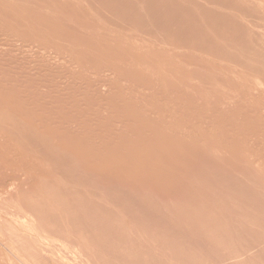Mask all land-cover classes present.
I'll use <instances>...</instances> for the list:
<instances>
[{
    "label": "rangeland",
    "instance_id": "1",
    "mask_svg": "<svg viewBox=\"0 0 264 264\" xmlns=\"http://www.w3.org/2000/svg\"><path fill=\"white\" fill-rule=\"evenodd\" d=\"M0 27V264H264V0H0Z\"/></svg>",
    "mask_w": 264,
    "mask_h": 264
},
{
    "label": "bare ground",
    "instance_id": "2",
    "mask_svg": "<svg viewBox=\"0 0 264 264\" xmlns=\"http://www.w3.org/2000/svg\"><path fill=\"white\" fill-rule=\"evenodd\" d=\"M83 1V0H82ZM98 1V0H97ZM106 1V0H105ZM257 1V0H256ZM126 2V1H125ZM132 2V1H131ZM130 2V3H131ZM137 2V1H136ZM153 2V1H152ZM173 2V1H172ZM38 3V2H37ZM86 3V2H85ZM139 3V2H138ZM144 3V2H143ZM28 4V3H27ZM42 4V3H41ZM259 4V3H258ZM75 5V4H74ZM88 5V4H87ZM91 5H93V4H91ZM242 5V4H241ZM26 6V5H25ZM145 6V5H144ZM201 6V5H200ZM15 7V6H14ZM43 7V6H42ZM105 7V6H104ZM119 7V6H118ZM173 7V6H172ZM187 7V6H186ZM216 7V6H215ZM223 7V6H222ZM250 7V6H249ZM34 8V7H33ZM133 8V7H132ZM168 8V7H167ZM41 9V8H40ZM69 9V8H68ZM98 9V8H97ZM146 9V8H145ZM163 9V8H162ZM166 9V8H165ZM13 10V9H12ZM65 10V9H64ZM70 10V9H69ZM113 10V9H112ZM142 10V9H141ZM169 10V9H168ZM172 10V9H171ZM176 10V9H175ZM216 10V9H215ZM223 10V9H222ZM262 10V9H261ZM61 11V10H60ZM72 11V10H71ZM161 11V10H160ZM173 11V10H172ZM39 12V11H38ZM41 12V11H40ZM39 12V13H40ZM47 12V11H46ZM73 12V11H72ZM115 12V11H114ZM150 12H151V10H150ZM162 12V11H161ZM4 13V12H3ZM11 13V12H10ZM57 13V12H56ZM117 13V12H116ZM2 14V13H1ZM42 14V13H41ZM60 14V13H59ZM73 14V13H72ZM89 14V13H88ZM183 14V13H182ZM201 14V13H200ZM56 15V14H55ZM75 15V14H74ZM154 15V14H153ZM190 15V14H189ZM193 15V14H192ZM4 16V15H3ZM14 16V15H13ZM37 16V15H36ZM109 16V15H108ZM130 16V15H129ZM177 16H179V15H177ZM204 16V15H203ZM207 16V15H206ZM213 16V15H212ZM50 17H51V15H50ZM55 17V16H54ZM101 17V16H100ZM46 18V17H45ZM52 18V17H51ZM146 18V17H145ZM44 19V18H43ZM47 19V18H46ZM110 19V18H109ZM134 19V18H133ZM229 19V18H228ZM54 20V19H53ZM55 20H57V19H55ZM64 20V19H63ZM140 20V19H139ZM165 20V19H164ZM222 20V19H221ZM224 20V19H223ZM95 21V20H94ZM230 21V20H229ZM44 22V21H43ZM61 22V21H60ZM84 22V21H83ZM208 22V21H207ZM225 22V21H224ZM46 23V22H45ZM77 23V22H76ZM155 23V22H154ZM188 23V22H187ZM218 23V22H217ZM75 24V23H74ZM86 24V23H85ZM148 24V23H147ZM146 24V25H147ZM179 24V23H178ZM52 25V24H51ZM72 25V24H71ZM77 25V24H76ZM79 25V24H78ZM133 25V24H132ZM145 25V26H146ZM159 25V24H158ZM215 25V24H214ZM74 26V25H73ZM161 26H162V24H161ZM167 26V25H166ZM216 26V25H215ZM51 27V26H50ZM56 27V26H55ZM123 27V26H122ZM129 27V26H128ZM204 27V26H203ZM1 28V27H0ZM9 28V27H8ZM54 28V27H53ZM65 28V27H64ZM97 28V27H96ZM134 28V27H133ZM138 28V27H137ZM160 28V27H159ZM172 28V27H171ZM239 28V27H238ZM5 29V28H4ZM57 29V28H56ZM153 29V28H152ZM140 30V29H139ZM63 31V30H62ZM87 31V30H86ZM98 31V30H97ZM126 31V30H125ZM215 31H216V29H215ZM76 32V31H75ZM189 32V31H188ZM64 33V32H63ZM124 33V32H123ZM143 33V32H142ZM146 33V32H145ZM60 34V33H59ZM65 34V33H64ZM83 35V34H82ZM90 35V34H89ZM102 35V34H101ZM107 35V34H106ZM164 35V34H163ZM64 36V35H63ZM73 36H75V35H73ZM76 37H77V35H76ZM129 37H131L130 35H127V39H129ZM75 38V37H74ZM85 38V37H84ZM133 38V37H132ZM142 38V37H141ZM165 38V37H164ZM220 38V37H219ZM66 39H67V37H66ZM111 39V38H110ZM134 39H136V38H134ZM182 39V38H181ZM76 40H78V39H76ZM92 40V39H91ZM153 40V39H152ZM72 41V40H71ZM81 41V40H80ZM111 41V40H110ZM145 41V40H144ZM162 41V40H161ZM129 42V41H128ZM160 42V41H159ZM210 42V41H209ZM81 43H82V41H81ZM80 43V44H81ZM87 43V42H86ZM99 43V42H98ZM157 43V42H156ZM84 44V43H83ZM119 44V43H118ZM166 44V43H165ZM183 44H184V41H183ZM82 45V44H81ZM132 45V44H131ZM140 45V44H139ZM149 45V44H148ZM70 46V45H69ZM86 46V45H85ZM145 47V46H144ZM186 47V46H185ZM80 48V47H79ZM88 48H89V46H88ZM158 48V47H157ZM90 49H92V48H90ZM95 50V49H94ZM113 50V49H112ZM121 50H123V49H121ZM187 50V49H186ZM79 51V50H78ZM89 51V50H88ZM108 51V50H107ZM141 51V50H140ZM172 51V50H171ZM185 51V50H184ZM187 51H189V50H187ZM218 51V50H217ZM87 52V51H86ZM123 52V51H122ZM161 52V51H160ZM191 52V51H190ZM110 53V52H109ZM146 53V52H145ZM107 54V53H106ZM157 54V53H156ZM82 55V54H81ZM182 55V54H181ZM186 55V54H185ZM184 55V56H185ZM48 56V55H47ZM10 57V56H9ZM88 57V56H87ZM99 57V56H98ZM171 57V56H170ZM194 57V56H193ZM83 58V57H82ZM131 58V57H130ZM89 59V58H88ZM155 59V58H154ZM170 59V58H169ZM206 59V58H205ZM87 61V60H86ZM159 61V60H158ZM174 61V60H173ZM201 61V60H200ZM210 61V60H209ZM203 62V61H202ZM97 63V62H96ZM100 63V62H99ZM93 64V63H92ZM121 64V63H120ZM206 64V63H205ZM223 64H225V63H223ZM18 65V64H17ZM84 65H85V63H84ZM95 65V64H94ZM97 65H99V64H97ZM76 66V65H75ZM91 66V65H90ZM89 66V67H90ZM140 66V65H139ZM189 66V65H188ZM202 66V65H201ZM57 67V66H56ZM129 67V66H128ZM83 68V67H82ZM95 68V67H94ZM102 68V67H101ZM108 68V67H107ZM106 68V70H108ZM145 68V67H144ZM166 68V67H165ZM63 69V68H62ZM76 69V68H75ZM105 70V71H106ZM116 70V69H115ZM123 70V69H122ZM197 70V69H196ZM4 71V70H3ZM23 71V70H22ZM31 71V70H30ZM33 71V70H32ZM51 71V70H50ZM99 71H100V69H99ZM25 72V71H24ZM97 72V71H96ZM117 72V71H116ZM137 72V71H136ZM43 73V72H42ZM98 73V72H97ZM107 73V72H106ZM123 73H124V71H123ZM130 73V76H131V72H129ZM128 73V74H129ZM133 73V72H132ZM6 74V73H5ZM91 74V73H90ZM94 74V73H93ZM151 74V73H150ZM99 75V74H98ZM101 75V74H100ZM117 75V74H116ZM122 75V74H121ZM34 76V75H33ZM82 76V75H81ZM95 76V75H94ZM133 76V75H132ZM11 77V76H10ZM117 77V76H116ZM120 77H122V76H120ZM74 78H76V77H74ZM87 78V77H86ZM118 78V77H117ZM167 78V77H166ZM72 79V78H71ZM78 79V78H77ZM129 79V78H128ZM132 79V78H131ZM13 80H16V79H13ZM102 80V79H101ZM109 80V79H108ZM73 81V80H72ZM123 81V80H122ZM134 81V80H133ZM147 81V80H146ZM7 82V81H6ZM12 82V81H11ZM125 82V81H124ZM143 82V81H142ZM148 82V81H147ZM155 82H157V81H155ZM45 83V82H44ZM144 83V82H143ZM16 84V83H15ZM33 84V83H32ZM36 84H38V83H36ZM87 84V83H86ZM148 84V83H147ZM19 85V84H18ZM52 85V84H51ZM50 85V86H51ZM59 85V84H58ZM105 85V84H104ZM154 85H156V84H154ZM17 86V85H16ZM15 86V87H16ZM53 87L55 86V85H52ZM136 86V85H135ZM47 87V86H46ZM33 88V87H32ZM50 88V87H49ZM66 88V87H65ZM151 88H153V87H151ZM2 89V88H1ZM34 89V88H33ZM87 89V88H86ZM126 89V88H125ZM154 89V88H153ZM166 89V88H165ZM43 90V89H42ZM92 90V89H91ZM102 90V89H101ZM171 90V89H170ZM177 90V89H176ZM2 91V90H1ZM23 91H24V89H23ZM55 91V90H54ZM87 91V90H86ZM90 91V90H89ZM93 91V90H92ZM137 91V90H136ZM156 91V90H155ZM180 91V90H179ZM18 92V91H17ZM21 92V91H20ZM53 92V91H52ZM81 92V91H80ZM101 92V91H100ZM117 92V91H116ZM150 92V91H149ZM15 93V92H14ZM29 93V92H28ZM42 93V92H41ZM45 93V92H44ZM47 93V92H46ZM53 93H55V92H53ZM67 93V92H66ZM69 93V92H68ZM92 93V92H91ZM171 93V92H170ZM174 93V92H173ZM177 93V92H176ZM4 94V93H3ZM35 94V93H34ZM61 94H62V92H61ZM99 94V93H98ZM130 94V93H129ZM167 94V93H166ZM184 94V93H183ZM182 94V95H183ZM8 95V94H7ZM31 95V94H30ZM37 95H38V93H37ZM49 95V94H48ZM47 95V96H48ZM91 95V94H90ZM102 95H103V93H102ZM125 95V94H124ZM19 96V95H18ZM21 96V95H20ZM56 96V95H55ZM80 96V95H79ZM116 96H117V94H116ZM147 96V95H146ZM108 97V96H107ZM43 98H44V96H43ZM83 98V97H82ZM128 98V97H127ZM55 99V98H54ZM53 99V100H54ZM86 99V98H85ZM25 100H27V98L25 99ZM46 100V99H45ZM61 100V99H60ZM73 99H71V101H72ZM83 100V99H82ZM40 101V100H39ZM42 101V100H41ZM52 101V100H51ZM69 101V100H68ZM87 101V100H86ZM102 101V100H101ZM110 101V100H109ZM172 101V100H171ZM33 102V101H32ZM62 102V101H61ZM64 102V101H63ZM90 102V101H89ZM210 102V101H209ZM36 103V102H35ZM41 103V102H40ZM39 103V104H40ZM65 103H68V102H65ZM81 103V102H80ZM54 104V103H53ZM74 104V103H73ZM90 104V103H89ZM47 105V104H46ZM56 105V104H55ZM70 105V104H69ZM95 105V104H94ZM119 105V104H118ZM40 106V105H39ZM74 106V105H73ZM90 106V105H89ZM112 106V105H111ZM113 106H115V105H113ZM127 106V105H126ZM193 106V105H192ZM195 106V105H194ZM247 106V105H246ZM51 107V106H50ZM72 107V106H71ZM239 107V106H238ZM25 108H27V107H25ZM52 108V107H51ZM58 108V107H57ZM69 108V107H68ZM81 108V107H80ZM110 108V107H109ZM108 108V109H109ZM194 108V107H193ZM235 108H236V106H235ZM24 109V108H23ZM44 110V109H43ZM48 110V109H47ZM91 110V109H90ZM192 110V109H191ZM198 110V109H197ZM58 111V110H57ZM87 111V110H86ZM94 111V110H93ZM195 111V110H194ZM27 112V111H26ZM59 112V111H58ZM76 112V111H75ZM78 112V111H77ZM123 112H124V110H123ZM54 113V112H53ZM64 113V112H63ZM62 113V114H63ZM194 113V112H193ZM239 113V112H238ZM35 114V113H34ZM50 114V113H49ZM76 114V113H75ZM126 113H124V115H125ZM150 114V113H149ZM201 114V113H200ZM27 115H28V113H27ZM55 115V114H54ZM57 115V114H56ZM69 115H71V114H69ZM128 115V114H127ZM189 115V114H188ZM198 115V114H197ZM31 116V115H30ZM49 116H51V114L49 115ZM61 116V115H60ZM60 116H58V117H60ZM67 116V115H66ZM217 116H218V114H217ZM239 116H241V115H239ZM41 117V116H40ZM57 117V116H56ZM62 117V116H61ZM69 117V116H68ZM72 117V116H71ZM79 117V116H78ZM222 117V116H221ZM44 118V117H43ZM54 118V117H53ZM73 118V117H72ZM206 118V117H205ZM225 118V117H224ZM50 119V118H49ZM55 119V118H54ZM62 119V118H61ZM76 119V118H75ZM156 119V118H155ZM59 120V119H58ZM70 120V119H69ZM74 120V119H73ZM52 121V120H51ZM68 121V120H67ZM79 121V120H78ZM160 121V120H159ZM250 121V120H249ZM47 122V121H46ZM50 122V121H49ZM75 122V121H74ZM197 122V121H196ZM116 123V122H115ZM164 123V122H163ZM195 123V122H194ZM210 123V122H209ZM65 124V123H64ZM72 124V123H71ZM79 124V123H78ZM109 124V123H108ZM128 124V123H127ZM144 124V123H143ZM167 124V123H166ZM40 125V124H39ZM44 125V124H43ZM67 125V124H66ZM256 125V124H255ZM57 126V125H56ZM96 126V125H95ZM110 126V125H109ZM136 126V125H135ZM39 127V126H38ZM68 127V126H67ZM76 127V126H75ZM258 127V126H257ZM256 127V128H257ZM261 127V126H260ZM57 128V127H56ZM185 128V127H184ZM259 128V127H258ZM257 128V129H258ZM71 129V128H70ZM261 129V128H260ZM59 130H61V129H59ZM119 130V129H118ZM141 130V129H140ZM65 131H67V130H65ZM89 131V130H88ZM145 132V131H144ZM62 133V132H61ZM79 133V132H78ZM87 133V132H86ZM109 133V132H108ZM148 133V132H147ZM187 133V132H186ZM75 134V133H74ZM146 135V134H145ZM186 135V134H185ZM251 135V134H250ZM182 136V135H181ZM189 136V135H188ZM193 136V135H192ZM107 137V136H106ZM196 137V136H195ZM260 137V136H259ZM58 138V137H57ZM60 138V137H59ZM125 138V137H124ZM135 138V137H134ZM151 138V137H150ZM120 139V138H119ZM153 139V138H152ZM156 139V138H155ZM196 139V138H195ZM132 140V139H131ZM161 140V139H160ZM193 140V139H192ZM121 141V140H120ZM125 141V140H124ZM137 141H138V139H137ZM264 141V140H263ZM112 142V141H111ZM114 142V141H113ZM143 142V141H142ZM133 143V142H132ZM137 143V142H136ZM135 143V144H136ZM91 144V143H90ZM166 144V143H165ZM132 146H133V144H132ZM160 146V145H159ZM117 147V146H116ZM127 147V146H126ZM114 148V147H113ZM112 149V148H111ZM135 150V149H134ZM139 150V149H138ZM151 150V149H150ZM160 150V149H159ZM102 151V150H101ZM107 151V150H106ZM127 151V150H126ZM143 151V150H142ZM124 152V151H123ZM159 152V151H158ZM102 153V152H101ZM105 153V152H104ZM261 153V152H260ZM120 154V153H119ZM80 155V154H79ZM106 155V154H105ZM118 155V154H117ZM122 155V154H121ZM121 155H119V156H121ZM158 155V154H157ZM95 156V155H94ZM111 156V155H110ZM146 156V155H145ZM150 156H151V154H150ZM102 157V156H101ZM147 158V157H146ZM145 158V159H146ZM117 159H118V157H117ZM149 159V158H148ZM167 159V158H166ZM165 159V160H166ZM1 161V160H0ZM98 161H99V159H98ZM168 161V160H167ZM3 169V168H2ZM0 170H1V168H0ZM5 171V170H4ZM3 171V172H4ZM2 181V180H1ZM100 185V184H99ZM11 190V189H10ZM5 226V225H4ZM5 230V229H4ZM38 241V240H37ZM42 245V244H41ZM18 247V246H17ZM6 248V247H5ZM8 248V247H7ZM57 249V248H56ZM75 250V249H74ZM8 252V251H7ZM46 252V251H45ZM62 252V251H61ZM48 253V252H47ZM41 256H43V255H41ZM42 258V257H41ZM4 259V258H3ZM18 259V258H17ZM1 260V259H0ZM9 260V259H8ZM14 260V259H13ZM49 260V259H48ZM54 260V259H53ZM60 260V259H59ZM25 261V260H24ZM1 262V261H0ZM15 262V261H14ZM17 262H18V260H17ZM72 263V262H71ZM75 263V262H74ZM2 264H3V262H2ZM5 264V263H4ZM24 264V263H23ZM26 264V263H25ZM29 264V263H28ZM41 264V263H40ZM49 264V263H48ZM63 264V263H62Z\"/></svg>",
    "mask_w": 264,
    "mask_h": 264
}]
</instances>
